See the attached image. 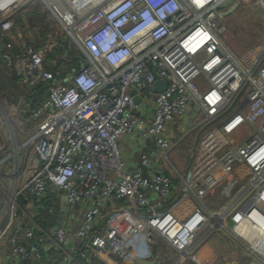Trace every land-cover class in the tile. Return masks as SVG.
<instances>
[{
  "label": "built area",
  "instance_id": "2783aa9c",
  "mask_svg": "<svg viewBox=\"0 0 264 264\" xmlns=\"http://www.w3.org/2000/svg\"><path fill=\"white\" fill-rule=\"evenodd\" d=\"M225 1L99 0L63 20L85 61L62 82L45 70L43 49L19 44L16 76L44 82L48 96L26 109L21 95L17 120L0 102V264H117L113 257L134 236L152 234L176 251L171 264H202L199 232L215 219L203 199L232 175L241 178L242 166L250 176L240 192L250 195L230 212L233 230L241 223L264 230L257 205L264 203V42L241 57L223 45ZM233 1L264 12V0ZM22 2L0 0V30L14 26ZM159 79L166 87L153 92ZM188 115L202 119L187 133L213 126L182 174L168 154L191 125ZM126 137L137 160L122 157ZM166 163L180 193L194 200L182 218Z\"/></svg>",
  "mask_w": 264,
  "mask_h": 264
},
{
  "label": "rangeland",
  "instance_id": "374dc122",
  "mask_svg": "<svg viewBox=\"0 0 264 264\" xmlns=\"http://www.w3.org/2000/svg\"><path fill=\"white\" fill-rule=\"evenodd\" d=\"M233 2L234 1H232V3ZM27 6H33L30 10L31 14L29 18L24 17V20H26V23L24 24L26 25L23 27L15 25L17 35H15L13 40L15 43L17 42V44L23 42L30 44L32 47L35 44H40L39 48L41 47V49L44 50L45 56V52L58 42V37H62V35H69L61 25V23H63V19L52 11V9H50L51 6L43 0H23V2L20 5H17L14 9V16L20 9L25 8L24 10H29ZM230 6L231 3L227 4L226 7L223 8V11ZM219 7H221V4ZM219 25L223 27L221 34L223 45L231 50L237 57H241L248 49L264 42V12L252 1L239 2L231 13L224 15ZM33 29L39 35L38 39H35ZM194 83L201 88L206 82L202 77H199L194 80ZM136 92L137 90L135 89L131 90L132 94H135ZM20 97L21 96L15 100L13 97L6 94L5 96L0 94V102L5 109V113H7L10 118H13L14 120L20 119V114L14 109V106L19 104ZM21 114H24L23 110L21 111ZM187 119L191 120V125L186 126L185 132L180 133L182 134V139L168 154L170 162L182 174L186 173V169L189 165L188 162L192 159V149L197 140L206 129L213 126L202 125L201 127L187 133L194 124L202 119V116L198 119H191V116L188 115ZM243 133L246 134L245 131ZM166 165L167 173L174 180V185H176L178 190H180L182 188L180 178L177 176L169 163H166ZM223 190H226L228 195L224 196L221 193ZM240 190L241 184L239 182L236 184H228L227 181H223L216 187L211 195L206 196L203 199V202L205 205H208L211 210L220 212L224 206L229 204V201L232 199L234 200V198L240 194ZM56 202H58V200H56ZM240 205L241 204L236 207H241ZM180 217H184V213H181ZM224 221L227 223V219ZM247 224L248 223H241V228L238 227L239 230L237 233L239 235H243L244 237L248 236L251 240V238L258 233L252 229L250 230ZM227 225L228 227L218 226L217 229L212 231V235L208 234V245L209 247L212 246L218 254L216 264H233L238 260H241L243 263H247V261L253 260L252 258L255 257H257L256 259L258 260L261 259L264 261V257L260 253L255 255L246 251V247L244 246L245 242L236 233V231L233 230V223H227ZM215 233H218V236L216 235V237H214ZM200 236L201 235L198 236V239ZM183 264L193 263L186 261Z\"/></svg>",
  "mask_w": 264,
  "mask_h": 264
},
{
  "label": "crops",
  "instance_id": "0c3cea01",
  "mask_svg": "<svg viewBox=\"0 0 264 264\" xmlns=\"http://www.w3.org/2000/svg\"><path fill=\"white\" fill-rule=\"evenodd\" d=\"M221 9L223 11V8ZM35 50H38V49H35ZM74 70H77V69H74V68L71 69V71L67 73V76ZM65 78H66V75L62 79L56 78V80L62 82ZM119 147H120V152L122 154V157L124 159L128 161L137 160L138 154H132V151L135 149L134 148L135 144L133 143V140L131 138L129 137L124 138L122 141L119 142ZM192 152H193V149H192ZM238 173L241 176V178H237L236 175H232L231 180L228 181L227 183L236 184L239 182L241 186L244 185L245 184L244 181L248 179V176H250V174H248V172L245 171L243 166L238 169ZM223 191L221 193L224 196L228 195V192H226V190H223ZM240 194L237 197H235L234 200L232 199L231 201H229V204L224 206L220 212L211 210L208 205H205L208 210H210L212 213L215 214L213 217L217 219L216 220L214 219V222L216 221L215 223L211 222L210 226H206L199 232V235L201 236L198 239L197 246H198L200 261L202 264H216V258L218 254L215 252L212 246L209 247L208 245L209 235L208 234L212 235V231H214V229H217L218 226L228 227L227 223H230V224L232 223L231 217H229L230 212H232L233 209H236V206H238L239 204H241L240 206H242L250 195V193H248L247 196L242 195V194L240 195ZM193 203H194V200L191 197L183 195L182 193H180V190H178L177 187L175 188V194L173 195L172 205L174 206L173 211L177 216L180 217L181 213H184L185 215L193 207L194 205ZM257 205L264 211V203L258 202ZM217 215L218 216L221 215L219 220H218ZM225 219H227L226 221L227 223H225L224 221ZM239 227L241 228L240 225ZM238 230L239 229L237 228V231ZM262 231L264 230L262 229ZM216 235L218 236V233L217 234L215 233L214 237H216ZM150 238L151 239L144 238V236L142 235L134 236V238H132V241L129 243V245L125 249V252L119 256L113 257L114 262H116L117 264H157L156 258H159L162 261L161 264H171L177 255L176 251L172 248V246L166 243L165 241H163L160 237L156 236L155 234H152ZM247 238L249 239L248 236ZM243 241L245 242V244L244 243L243 244L246 247V251L251 252L252 254H255V255L259 254L257 251L253 250L251 246L244 239ZM256 258L257 257L252 258L253 260H249V261H253L254 263H257V264H264L263 260L261 259L258 260ZM93 264H102V262L100 259L96 258L95 263Z\"/></svg>",
  "mask_w": 264,
  "mask_h": 264
},
{
  "label": "trees",
  "instance_id": "16d2710c",
  "mask_svg": "<svg viewBox=\"0 0 264 264\" xmlns=\"http://www.w3.org/2000/svg\"><path fill=\"white\" fill-rule=\"evenodd\" d=\"M29 10L20 9L17 14H13L14 26L10 29L0 30V94L13 97L15 100L24 95V108H36L40 101H44L47 96V87L44 82L39 81L34 85H28L16 76L12 60L16 55L21 54V48L17 42H14L16 34L15 25L23 27L24 17L29 18ZM33 28V27H32ZM35 39H38L37 32L33 29ZM61 37V36H60ZM44 56V68L50 72L56 79H62L71 69H78L85 61V57L79 47L72 41L69 36L62 35ZM40 44L33 45L34 49H40ZM26 114V111H24ZM44 220L43 217H39ZM48 221H43L44 225Z\"/></svg>",
  "mask_w": 264,
  "mask_h": 264
},
{
  "label": "bare ground",
  "instance_id": "6f19581e",
  "mask_svg": "<svg viewBox=\"0 0 264 264\" xmlns=\"http://www.w3.org/2000/svg\"><path fill=\"white\" fill-rule=\"evenodd\" d=\"M44 1L47 4H49L54 10H56L60 14L63 20L65 19L66 22L71 23L76 16L91 9L99 0H44ZM196 1H200V0H196ZM220 216L221 215L218 216V220L220 219ZM239 225L235 229L236 233ZM247 226L250 228V230L252 229L258 233L251 238L252 242L247 237H244L243 235H239L238 233L237 234L242 239H244L251 246L253 250L257 251L264 257V231H262V228L257 225L253 226L250 223H248Z\"/></svg>",
  "mask_w": 264,
  "mask_h": 264
},
{
  "label": "water",
  "instance_id": "95a60500",
  "mask_svg": "<svg viewBox=\"0 0 264 264\" xmlns=\"http://www.w3.org/2000/svg\"><path fill=\"white\" fill-rule=\"evenodd\" d=\"M232 1L233 0H226L225 2L221 3V8H225L227 4L231 3V6L224 11L225 14H228V13L232 12V10L239 4L238 1H234L233 3H232ZM60 22H62V21H60ZM61 25L64 28V30L68 33V35L71 36L70 31L67 28V26H65L63 23H61ZM165 87H166V84H165L164 80L159 79V80L155 81L154 84H153V92H160L163 89H165ZM134 100L138 104V103H140L141 98L138 95L134 94Z\"/></svg>",
  "mask_w": 264,
  "mask_h": 264
}]
</instances>
